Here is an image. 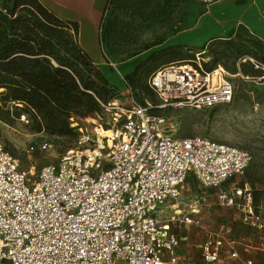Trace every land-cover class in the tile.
Masks as SVG:
<instances>
[{"label":"built area","instance_id":"2783aa9c","mask_svg":"<svg viewBox=\"0 0 264 264\" xmlns=\"http://www.w3.org/2000/svg\"><path fill=\"white\" fill-rule=\"evenodd\" d=\"M197 1L208 9L220 0ZM205 55L199 51L149 78L159 100L154 107L130 93L125 106L98 100L107 118L85 119L90 130L66 119L75 148L39 171L22 170L0 144V264H178L181 238L172 227L199 223L200 204L182 201L191 179L218 189L220 204L239 206L244 220H259L245 179L251 155L202 136L175 138L167 119L153 114L234 102V83L221 68L206 69ZM222 249V238L208 237L202 264H220Z\"/></svg>","mask_w":264,"mask_h":264},{"label":"rangeland","instance_id":"374dc122","mask_svg":"<svg viewBox=\"0 0 264 264\" xmlns=\"http://www.w3.org/2000/svg\"><path fill=\"white\" fill-rule=\"evenodd\" d=\"M226 1L231 5L227 12L221 8ZM7 6L8 0H0V10ZM219 21H230L227 34ZM100 35V57L89 56L108 81L110 102L128 105L131 93L154 107L159 100L148 87L152 71L192 60L202 50L208 67L221 68L234 83L235 100L228 106L153 114L167 119L175 138L202 136L248 152L252 163L245 179L259 220H244L239 206L220 204L218 189L191 179L182 201L200 204L195 215L199 223L172 229L181 238L178 264H201L203 243L216 236L223 240L220 264H264V0H221L208 9L197 0H110ZM1 99L0 144L22 170L39 171L75 148L71 135L24 113L23 106L6 107ZM81 124L91 129L92 122ZM42 142L49 144L48 151L39 149Z\"/></svg>","mask_w":264,"mask_h":264},{"label":"trees","instance_id":"16d2710c","mask_svg":"<svg viewBox=\"0 0 264 264\" xmlns=\"http://www.w3.org/2000/svg\"><path fill=\"white\" fill-rule=\"evenodd\" d=\"M2 90L6 107L23 106L24 113L74 140L66 119L95 118L101 113L98 100L112 98L107 79L79 44L78 25L60 20L38 0H8L0 10Z\"/></svg>","mask_w":264,"mask_h":264},{"label":"crops","instance_id":"0c3cea01","mask_svg":"<svg viewBox=\"0 0 264 264\" xmlns=\"http://www.w3.org/2000/svg\"><path fill=\"white\" fill-rule=\"evenodd\" d=\"M38 2L60 20L76 23L78 25V41L82 50L88 56L90 54L95 55L96 58L100 57V30L110 0H38ZM222 7L226 9V12L231 9V5L227 1L226 5ZM244 19L245 17L241 20L243 21ZM220 24L221 22L219 21ZM231 27L230 21H226V24H221V28L226 31V34Z\"/></svg>","mask_w":264,"mask_h":264},{"label":"bare ground","instance_id":"6f19581e","mask_svg":"<svg viewBox=\"0 0 264 264\" xmlns=\"http://www.w3.org/2000/svg\"><path fill=\"white\" fill-rule=\"evenodd\" d=\"M169 130V129H168ZM170 131V130H169ZM171 132V131H170ZM103 136H110V131L107 130L105 132H102Z\"/></svg>","mask_w":264,"mask_h":264}]
</instances>
